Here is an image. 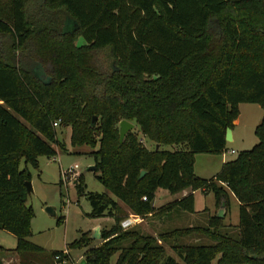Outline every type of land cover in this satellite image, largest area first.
Returning a JSON list of instances; mask_svg holds the SVG:
<instances>
[{"label":"trees","instance_id":"16d2710c","mask_svg":"<svg viewBox=\"0 0 264 264\" xmlns=\"http://www.w3.org/2000/svg\"><path fill=\"white\" fill-rule=\"evenodd\" d=\"M240 103L263 110L254 129L258 142L210 179L195 175L194 155L224 150ZM122 119L134 121L155 144L177 148L149 150L131 130L120 142ZM58 126L69 128L72 146L91 148L97 180L143 219L193 213L196 190L212 191L218 206H227L228 193L238 202L236 235L216 214L207 226L160 234L199 233L210 240L175 244L180 263L162 257L154 236L123 229L109 194L87 192L89 215L107 213L114 224L102 229L98 244L88 234L70 244L87 247L81 264H110L116 253L113 264H211L216 258V264H264V0L0 3V228L17 241L0 252H15L20 264H36L44 251L26 240L33 211L26 203L30 173L19 169L20 161L38 168V155L63 148ZM73 185L77 195L84 193L81 174ZM158 188L189 192L155 207ZM57 253L63 252L49 256Z\"/></svg>","mask_w":264,"mask_h":264},{"label":"rangeland","instance_id":"374dc122","mask_svg":"<svg viewBox=\"0 0 264 264\" xmlns=\"http://www.w3.org/2000/svg\"><path fill=\"white\" fill-rule=\"evenodd\" d=\"M5 0H0L4 3ZM77 43H82L81 38H77ZM43 77L45 74L42 72ZM263 115L262 108L255 103H240L237 122L233 121L234 126L231 128L232 139L225 142L224 150L217 153L200 152L194 155V174L210 179L217 174L224 162L233 160L241 151L251 149L257 142L258 138L254 133L255 126L261 121ZM15 116L20 123L30 129V125L21 117ZM131 129L141 143L149 150H173L177 146H162L145 137L138 125L134 121ZM119 130V125H117ZM57 139L63 148L57 147V152L52 156L38 155V168L26 165L23 160L20 161L19 169L27 170L30 173V182L32 192L28 194L27 205L32 207L33 217L30 222V235L26 238L28 243L41 248L43 253L37 255L32 260L33 263L43 262V264H81L84 247H70V244L79 239L83 234L91 236L92 231L99 227L98 237L91 239L93 244L100 242V233L102 229H109L114 224V216L92 217L90 204L86 198L87 192L107 193L117 202L115 214L122 217L134 215L130 208L119 201L113 194L97 180V172L90 169L94 166V159L90 155L91 148L82 146H72L70 144V131L68 127H56ZM230 150H233L232 152ZM77 165V172L82 175L85 184L84 193L77 195V191L72 183L77 175L73 174L70 179L62 180V170L72 165ZM75 175V176H74ZM78 175V176H79ZM220 183L216 182V185ZM224 186V185H223ZM193 206L195 213L173 211L161 216L151 215L144 218L141 222L134 224L130 228L140 230L145 234L154 236L159 244L164 247L163 258L166 256L173 257L180 262L177 252L174 250L175 244H207L210 240L199 233H192L181 238H163L162 232L174 228H183L188 226H207L209 216L217 213L219 206L216 204L215 196L212 191L203 193L199 190L193 192ZM178 194H170L167 190L158 188L153 199V206L160 207L173 199ZM46 206H53L55 216H50L46 211ZM61 218V222H57ZM223 224L228 228L225 231L236 235L238 232V202L235 197L228 193V204L226 213L222 219ZM16 237L10 232L0 228V247L7 250L16 247ZM51 252H63L60 259H55L54 255L49 256ZM66 252V253H64ZM60 254V253H57ZM5 264H20L19 256L13 251L0 252ZM117 253L110 260L113 264ZM216 259L211 264H216Z\"/></svg>","mask_w":264,"mask_h":264},{"label":"water","instance_id":"95a60500","mask_svg":"<svg viewBox=\"0 0 264 264\" xmlns=\"http://www.w3.org/2000/svg\"><path fill=\"white\" fill-rule=\"evenodd\" d=\"M96 119V117L94 116L92 118V122H94ZM119 141L121 142L123 140V137L124 135L126 134V132L130 131L133 127H134V124L128 120H125V119H122L119 123ZM232 139V131H231V128L228 127L226 128V131H225V140L226 141H229ZM158 144H156V149H157V146ZM90 169L94 170V166H92ZM145 171L142 170L141 173H140V177H142L144 175ZM25 187H26V192L27 194H30L32 192V185H31V182L30 180L26 181L25 182ZM224 206L225 204L222 202L219 206V209L216 213V215L218 217H223L224 216ZM45 211L50 215V216H55V211H54V207L53 206H46L45 207ZM97 228H95L92 233H91V236L90 238L93 239V238H97L98 237V232H97Z\"/></svg>","mask_w":264,"mask_h":264},{"label":"built area","instance_id":"2783aa9c","mask_svg":"<svg viewBox=\"0 0 264 264\" xmlns=\"http://www.w3.org/2000/svg\"><path fill=\"white\" fill-rule=\"evenodd\" d=\"M54 125L56 126L57 125V122L54 123ZM231 152L233 150H230ZM77 169V165H72L70 167H67L66 169L62 170L61 174H62V180L63 179H70V176L75 174V175H79L77 172L75 173ZM74 175V176H75ZM76 179V177L74 178V180ZM74 180L72 181V183L74 182ZM143 199L145 200L146 198L143 197ZM143 220V218L137 216V215H129V216H126L124 217L121 221H120V226L123 228V229H127V228H130L131 226H133L134 224L136 223H139ZM66 253V252H64ZM61 257V254H55L54 255V258L55 259H60Z\"/></svg>","mask_w":264,"mask_h":264},{"label":"crops","instance_id":"0c3cea01","mask_svg":"<svg viewBox=\"0 0 264 264\" xmlns=\"http://www.w3.org/2000/svg\"><path fill=\"white\" fill-rule=\"evenodd\" d=\"M238 108H239V105H238ZM235 122H237V119L235 120ZM55 150H56V152H57V147L55 146ZM187 192H189V190H184V191H182L181 193H177L178 194V197H180L181 195H184V194H186ZM176 194V195H177ZM194 213H195V208H194ZM225 213H226V206H224V215H225ZM192 214V213H191ZM216 214V213H215ZM97 229H99V227H96ZM97 232H98V230H97Z\"/></svg>","mask_w":264,"mask_h":264}]
</instances>
